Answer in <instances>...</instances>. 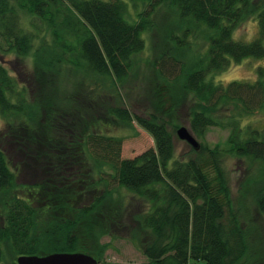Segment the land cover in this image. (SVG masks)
<instances>
[{
    "label": "trees",
    "instance_id": "16d2710c",
    "mask_svg": "<svg viewBox=\"0 0 264 264\" xmlns=\"http://www.w3.org/2000/svg\"><path fill=\"white\" fill-rule=\"evenodd\" d=\"M251 18L258 36L234 38ZM149 40L155 95L138 112L123 90L138 84ZM249 57L264 58V0H0V264L91 247L103 262L109 245L85 237L118 231L144 234L148 264H264V236L241 225L222 164L245 158L264 179V127L244 123L264 111V66L252 81L212 77ZM183 120L199 139L229 129L228 148L177 156ZM135 122L155 147L123 158L116 128ZM254 196L264 218V184ZM130 197L148 208L128 228Z\"/></svg>",
    "mask_w": 264,
    "mask_h": 264
},
{
    "label": "rangeland",
    "instance_id": "374dc122",
    "mask_svg": "<svg viewBox=\"0 0 264 264\" xmlns=\"http://www.w3.org/2000/svg\"><path fill=\"white\" fill-rule=\"evenodd\" d=\"M258 22L255 18H251L241 24L234 32V38L251 41L259 34ZM150 44V49L145 54H142L146 58L145 62L140 67L141 77L137 79L131 85L129 93L123 90V94L126 99L127 106L131 110L144 112L146 110H152V100L155 93L153 89L155 85L152 82V76L154 72L153 62L155 61V51L153 49L152 40ZM38 43V40L36 41ZM7 60V65L12 66L14 70L21 71L29 70L31 66V61H21L14 56L4 57ZM30 59V58H29ZM149 61V62H148ZM153 63V64H152ZM259 66H264V58L249 57L244 59L239 63H232L228 69L223 72L216 73L212 77L217 82L228 83L232 80L241 81H252L257 77V69ZM149 67L151 69H149ZM97 116H101L97 114ZM245 124H252L257 127H264V111H259L252 116L246 117L244 119ZM135 128L121 127L116 128L118 135L123 136V146H122V157L123 158H133L144 151L155 147V141L153 136L136 122ZM181 126H186L189 130L190 123L188 120H183ZM180 126V127H181ZM178 127L177 130L180 128ZM5 121L0 114V135L4 133ZM230 134L229 129H223L221 127H211L206 135L205 139H199L200 142L207 144L211 148L219 147L221 149L228 148V137ZM196 137V136H195ZM1 140V139H0ZM176 154L177 156L189 150L190 144L185 140L178 137L176 142ZM223 169L226 174L230 189L231 197L235 209L242 213L243 216L242 224L244 226L245 222L252 224L253 229L256 230L257 234L264 236V218L258 213L256 201H255V191L256 188L263 186L264 179L261 178V174L257 168L249 167V162L247 159H239L236 157L228 156L223 160ZM31 178L25 175L19 176V181H28ZM130 195V194H129ZM146 209L145 205L142 206V202L134 197H130L127 202L126 213L124 214L123 225L130 228L129 226L134 225V215L136 212ZM242 212V213H241ZM124 232V231H123ZM126 233V232H125ZM129 233V232H127ZM123 235L122 232H117L120 237L111 238L110 236L100 237H85L86 241L92 244H108V249L104 254V261L99 264H148L149 258L144 254L142 250V240L144 234L137 238V240H132L128 235ZM124 236V237H122ZM264 241V240H263ZM94 249L90 254H95L97 251L96 247H91ZM51 253V252H49ZM95 256V255H94ZM13 259L10 257L9 253L5 255V260L2 264H13ZM200 264H203L200 262Z\"/></svg>",
    "mask_w": 264,
    "mask_h": 264
},
{
    "label": "water",
    "instance_id": "95a60500",
    "mask_svg": "<svg viewBox=\"0 0 264 264\" xmlns=\"http://www.w3.org/2000/svg\"><path fill=\"white\" fill-rule=\"evenodd\" d=\"M177 135L195 149H200V142L186 126H181L177 130ZM16 261L18 264H99L100 262L93 254L83 251L51 252L42 255L24 254L18 256Z\"/></svg>",
    "mask_w": 264,
    "mask_h": 264
}]
</instances>
